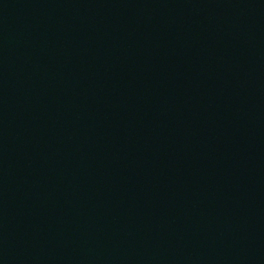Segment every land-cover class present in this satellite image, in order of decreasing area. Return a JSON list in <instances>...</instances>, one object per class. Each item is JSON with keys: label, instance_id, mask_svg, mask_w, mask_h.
Returning <instances> with one entry per match:
<instances>
[{"label": "water", "instance_id": "obj_1", "mask_svg": "<svg viewBox=\"0 0 264 264\" xmlns=\"http://www.w3.org/2000/svg\"><path fill=\"white\" fill-rule=\"evenodd\" d=\"M0 264H264V0H0Z\"/></svg>", "mask_w": 264, "mask_h": 264}]
</instances>
